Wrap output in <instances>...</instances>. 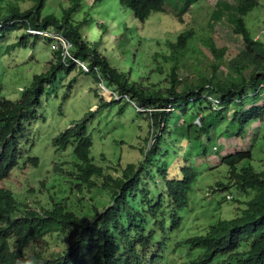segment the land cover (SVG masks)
Listing matches in <instances>:
<instances>
[{"label":"trees","instance_id":"obj_1","mask_svg":"<svg viewBox=\"0 0 264 264\" xmlns=\"http://www.w3.org/2000/svg\"><path fill=\"white\" fill-rule=\"evenodd\" d=\"M19 1L24 4L33 3V5L23 10ZM46 1L0 0V24L2 25L0 39L6 40L9 34L16 33L20 27L25 28L19 40L8 45L7 52H12L20 45L26 46V41L31 36V32L26 31L28 29L56 30L72 44L69 50L70 56H65L62 46L54 49L53 54L57 61L49 65L46 73L34 76L33 83L22 91L18 101L0 100V180L7 178L12 169L19 164L23 150H27V148L23 149L22 139L26 142L30 141L29 122L31 118H37L36 111L42 105L43 93L53 84L59 72H67L75 67L74 58L91 68L90 74L94 80L103 82L123 99L122 102L115 99L109 102L103 101L100 106L107 107L118 102L121 104L120 112H123L124 105L130 101L141 108L155 110L153 113L155 119L152 121L157 125L162 122L163 126L159 127V132L156 133L154 146L157 139H161L166 133L167 118H171L172 128L175 130L181 125L184 126L181 133L173 131L170 137L171 143L178 145L183 160L180 161V167L176 170V176H168L171 161H168L165 156L170 152L178 153L179 151L173 147L172 151L161 147L158 154H155L156 150L152 151L151 155L155 154V156L151 157L150 162L153 168L158 166V172L166 183V189L155 197L152 196L146 184H142L144 180H147L140 176L142 174L140 170L144 169V166H140V169L134 163H129L123 169L121 177L113 178L105 174L104 169L95 164L91 156L93 139L89 132V122L95 112L90 111L86 117L75 121L72 127L66 128L53 138V145L59 151L66 150L71 144L74 145L73 154L76 158L74 168L71 171L58 170L67 172L71 178L75 179L73 184L79 192L83 193L85 189H88L92 195V191L102 193L103 190L110 189L112 191L110 199L105 202L100 199L86 209L81 208L84 210L67 208V204L63 201L51 199L57 203H54L52 207L45 206L46 203H43L41 216L29 206L30 204H26L25 211L22 213L23 219L13 220L11 214L14 210L17 212L18 200L10 189L1 188L0 200L2 199L4 205L2 216L7 221L6 228L12 230L16 225L20 229L27 223L29 228L41 238L54 233L63 234L64 238H69L70 234L80 238L81 242L77 239L70 240L69 245L60 252L51 251L46 258H37L41 264H88V256L91 257L92 264H146L143 256L148 257V247L151 249L154 246L153 241L159 244L158 249L154 250L155 264H159V260L165 257L164 252L168 248H172L176 259L181 264H212L213 260L222 256L228 258L219 264H231L232 260L233 264H264V164L256 165L252 147L221 154L223 152L221 146L210 142L214 135L218 138L224 135L231 136L236 132L235 134L244 136V128L250 125L252 120L264 119V107L242 110L244 107L242 105L240 111L235 109L234 114L229 112L234 106H240L236 102L238 99L244 102L257 99L258 95L254 92L259 85L264 84V55L257 52V45L264 43L253 39L244 21V16L259 5L258 1L238 0L234 5H230L227 1H215L218 7L226 6V9L230 10L232 15L230 18L235 23L233 32L240 36L243 42V47L236 59L224 65L227 49L219 48L212 39L205 38L202 43L209 48L213 57L210 63H206L207 69L196 66L194 75L180 76L177 72L178 64L184 61L183 52L196 33L194 29H189L179 33L175 41L168 39L166 43L169 49L166 54L157 52L154 55L155 58L162 56L163 60L173 63L172 73L169 74L166 84L161 77H157L158 81L152 80L153 77H150L152 75H149L148 79L137 78L141 74L138 68L124 71L120 65H113L114 60L105 53L112 39L110 35L114 34L110 23L111 17L106 13L110 10L108 5H105L104 10L98 12L96 16L91 9L87 11L83 9L84 1L88 3L89 0H68L69 4L62 9L60 16L53 12L43 16ZM93 1L88 4L94 6L96 3ZM119 1L123 5L126 17L124 20L116 17L118 32L122 31V33L116 34L115 39L121 42L126 50H128L126 45L130 44L132 37V25L129 18L143 24L154 13L171 14L167 10L169 5L180 11L179 16L180 13H185L189 6L201 9L200 0ZM128 11L132 13L131 17H128L130 14ZM214 12L219 13L217 10ZM218 13H213V17H218ZM179 20L183 22L181 16ZM208 25L214 27L211 22H208ZM91 30L100 33H98V39L91 36ZM44 38L52 42L51 38ZM120 60V64L126 63V60L122 58ZM132 66L136 67L135 63H132ZM221 66L234 69L241 78L232 80L219 76L218 71ZM156 71L158 75L163 74L162 67H157ZM162 83L166 86L161 87ZM263 91L264 87L261 92ZM209 97L218 99L224 110L214 109ZM191 108H194L193 111ZM190 112L194 115L188 120L186 117ZM196 114L201 121L200 124L193 123ZM224 116L230 117V121L224 123L226 126L224 132H214ZM232 127L233 132H231ZM203 137L207 139L205 145ZM185 138H188L189 142L187 149L183 147ZM28 144L31 146L29 142ZM215 153L221 156H219L218 165L214 166L207 158ZM159 156L162 158L160 163H158ZM201 156H204L205 161L196 164V159ZM28 161L37 165L39 158L33 156ZM204 163L205 165L208 163L206 168L209 170L220 167L228 174L226 180L215 182V190L226 192L234 187L246 198L240 200L234 196V193L231 194L232 199L238 202L237 210L239 211L235 217L220 220L201 234L169 242L167 233L180 229L183 222L182 216L177 211L189 206V189H192L196 182L195 167L203 166ZM97 178L105 179L103 186H99ZM41 185L46 187V182L41 180ZM159 210L170 214L171 225L168 230L166 222L158 219ZM86 218H92L94 223ZM1 236L7 240L3 234ZM19 249L22 250V248ZM18 256L17 251L11 253L9 261L17 259ZM32 263H35V257L32 258Z\"/></svg>","mask_w":264,"mask_h":264},{"label":"rangeland","instance_id":"obj_2","mask_svg":"<svg viewBox=\"0 0 264 264\" xmlns=\"http://www.w3.org/2000/svg\"><path fill=\"white\" fill-rule=\"evenodd\" d=\"M92 1L89 0L90 3ZM215 1L200 0V10L194 8L196 6H189L185 13H180L183 22L179 20L180 16L178 14L180 11L178 12V9L171 5L167 7L171 14L154 13L143 24L129 18L132 25V37L130 44L126 45L128 50L121 42L115 39L116 34L122 33V31L118 32L116 17L118 16L119 20H124L126 17L123 5L119 0L98 2L94 0L93 3H96L94 6H90L89 2L86 3L84 1L83 9L85 11L91 9V12L97 16L98 12L103 11L105 5H108L110 10L106 13L111 17V28L115 35L113 33L110 35L112 39L105 53L114 60L112 61L113 65H120L124 71L138 68L141 74L137 78L148 79L149 75H152L150 76L153 77L152 80L158 81L157 77H161L166 84L168 83L169 74L172 73L171 67L173 63L163 60L162 56L155 58L154 55L157 52L166 54L169 49H167L168 44L166 41L168 39L175 41L178 34L182 31L194 29L196 34L194 39L188 42L187 48L184 50L185 53L183 52L184 61L178 64L177 72L180 76L194 75L197 69L196 66L207 69L206 63H210L213 57L209 48L205 43H202L205 38L212 39L217 47H225L227 49L223 65L232 59H236L239 55L243 42L241 37L233 32L235 23L230 18V16L232 17L230 10L226 9V6L218 7ZM220 1H227L230 5H234L238 0ZM256 1H258L259 5L244 16V21L253 39L264 43V0ZM19 2L23 10L33 5V3L25 2L26 4H24L22 1ZM68 4V0H47L42 15L45 16L47 13L53 12L60 16L62 9L66 8ZM102 4L103 6H101ZM215 10L219 11V13L214 12ZM129 13L128 17H131L132 13ZM213 13H218V17L214 18ZM208 22L213 23L214 27L208 25ZM24 29L20 27L16 33L9 34L6 40L0 39V100L18 101L21 98L22 91L33 83L34 76L46 73L49 65L57 61L56 56L53 54L54 49L59 46L65 47L61 40L66 39L56 30H49L51 33H45H48L50 37L57 36V39L61 42H54L53 40L51 42L44 38V34H42L43 36H36V34L33 36L37 32L32 33L28 29L26 31L31 32V36L26 41V46L20 45L12 52H7L6 48L8 45L16 43V40L18 41L23 34ZM98 33L96 30H91L90 32L91 36H95L97 39L100 34ZM257 52L264 55V44L257 45ZM121 58L126 60V63L120 64ZM74 63L75 67L67 72H59L53 84L43 93L42 105L36 111L37 118H31L29 122L31 125L29 126L31 129L30 152L29 150H23L19 164L11 171L7 179L0 182V188H9L19 200L28 202H31L36 197H40L39 199L42 202H47L50 199L59 200L64 197L67 204L75 210H80L82 207L86 209L90 204L100 199H103L104 202L110 199L112 194L110 189L107 191L103 190L102 193L92 191V195L88 189H85L80 194H77L78 191L75 186L71 190L75 179L64 171H71L74 168L76 160L73 154L74 145H69L64 151H59L53 145V138L66 128L72 127L75 121H80L86 117L90 111H94V116L89 122V132L93 139L91 148L93 162L101 166L105 174H109L113 178L121 177L123 169L129 163H134L136 167L144 166V169L140 167L142 173L140 176L147 178V180H144L142 184H146L153 197L159 196L166 189V183L158 172V166L153 168L150 162L151 157L155 156L156 153L158 154L161 147L164 150L172 151L175 148L179 151L178 145H173L170 137L173 131L181 133L184 126L181 125L175 130V128H172L171 118H167L166 133L161 139H157V143L154 146L153 142L155 141L156 133L159 132L158 129L162 126V122L160 123L161 126H158L159 124L157 125L152 121L155 119V114H153L155 110L141 108L129 101L124 105L123 112H120L121 104L118 102L123 101L122 97L118 93L117 95L116 91L112 94L113 90L110 88H108L109 91L102 88V82H97L90 74L91 68L90 72L81 71L83 67H81L80 63L76 60H74ZM132 63H135L136 67L132 66ZM157 67L163 68V74L158 75ZM218 72L219 76L227 79L237 80L241 78L239 74L235 73L234 69L227 66H221ZM164 86L166 85L162 83L161 87ZM114 99L118 102L107 107L100 106L103 101L109 102ZM251 104H254V106L258 104L257 108H262L264 107V98ZM238 106L236 105L229 110L230 114H234ZM193 109L191 108L192 111ZM243 109H246V107L244 106ZM248 110H253V108H248ZM188 114L186 119L190 120L194 114L192 112ZM158 120L160 121V117ZM227 121H230V117L224 116L214 132H224L226 128L224 123ZM200 122L196 114L193 123L200 124ZM231 130L233 132V127ZM235 133L231 136H219L221 138H217V135H214L210 142L221 146L223 151L221 154L252 147L256 165H263L264 119L252 120L251 124L244 128V136H239ZM187 139H183L184 149L189 148ZM206 141V137H203L204 145ZM151 148L153 149L151 150ZM154 150H156L155 154L151 155ZM29 155L38 156L39 163L34 165L28 162ZM219 156L221 155L217 153L211 154L207 160L215 166L220 161ZM165 157L168 161H171L169 163L168 176H176V170L180 167V159L183 160V157L180 156V151L178 153L170 152ZM158 159V163H160L162 158L159 156ZM196 160V164L203 163L205 158L201 156ZM207 165L208 163L206 165L204 163L203 166L195 167L196 182L192 189H189V206L177 211L182 216L183 222L180 229L167 233L169 242L201 234L212 224L235 217L239 211L237 210L238 202L233 199L227 200L225 197L227 194L233 195L234 193V196L240 200L246 198L245 195L236 191L234 187L226 192L215 190V182L226 180L228 174L225 169L220 167L209 170L206 168ZM225 168L228 169V167ZM58 169H64V171ZM41 180L46 181L47 188L42 189V186H40ZM97 180L99 186H103L105 179L97 178ZM158 212V219L166 222L168 230L171 225L170 214L163 212V210ZM55 236L58 237L57 235ZM49 240L53 244L56 242L51 237ZM225 258L223 257V259Z\"/></svg>","mask_w":264,"mask_h":264},{"label":"clouds","instance_id":"obj_3","mask_svg":"<svg viewBox=\"0 0 264 264\" xmlns=\"http://www.w3.org/2000/svg\"><path fill=\"white\" fill-rule=\"evenodd\" d=\"M1 26L2 25L0 24V27ZM30 31L33 33V32H35L37 30H30ZM40 32H49V30H47V31H38L37 33H34V34H36L38 36H43ZM44 37H48V36H44ZM66 55L67 54H65V56ZM71 58L73 59V57H71ZM74 60H75V58H74ZM76 60L82 62L79 59H76ZM102 85L105 87V90L107 89L106 91H109L108 87L103 82H102ZM262 87H264V84L259 85L257 87V90L254 92V94L258 95L257 99L248 100L246 102H244V100H242V99H238V100H236V102L239 103L240 105H242V103H245L243 105L246 107V110H248V108H251V107L253 109H255V107H257L258 104H256V106H254V104H251V103H255V102L261 100L262 98H264V91L261 92L262 91ZM112 94H114V91H112ZM262 95H263V97H262ZM209 98H211L212 105H213L214 109L221 110V111L224 110L223 106L218 101V99H216L214 97H209ZM241 107H243V106H241ZM241 107L239 106L237 108V110L240 111ZM243 108H242V110H244ZM162 126H163V123H162ZM22 140L25 143V146L23 145V149L27 148V150H29V152H30L31 146L28 144L29 141L26 142L24 139H22ZM154 143H155V141L153 142V144ZM33 156L34 155H29V158L33 157ZM35 157H38V156H35ZM29 158H28V160H29ZM180 161H181V159H180ZM10 174H11V172H10ZM8 176H7V178H8ZM1 181H3V180H0V182ZM72 185H73V187H71V190L75 186L73 183H72ZM41 186H42V189H45V188H47V183H46V187L43 186V185H41ZM1 188H3V187H1ZM5 189H7V188H5ZM80 193L81 192H79V191L77 192V194H80ZM226 197H227L228 200H230V199L232 200V195L231 194H227ZM39 198L40 197H36L31 202H28L26 200L25 201L19 200L17 198V200H18V202H17V205H18L17 212H15V210H14V212L11 214L13 220L23 219L22 213H23V211H25L24 209H25L26 204H30L29 206L34 208L37 211V213L40 214V216H41V206H42L43 203H46L45 206L49 205V207L50 206L52 207L54 205V203H57L56 201H58V202L63 201L64 203L67 204V202L65 201L64 197L59 199V200H56V201H53V200L50 199L47 202H42L41 199H39ZM69 207L70 206L67 204V208H69ZM3 209H4V205H3V201L1 199L0 200V234L1 235L3 234L5 237H7V240H5V238L0 235V239H1V242H0V264H41L37 260V258L38 259H44V258H46L49 255L48 252H51V251L60 252L67 245H69V241L72 240V239H77L79 242H81L79 237H74L71 234H70L69 238H64V235L63 234L60 235V233H54L52 235L46 236L45 238H41V237L38 236L37 233H35L34 231H32L29 228V225L27 223L20 229H18L17 226L15 225L14 229L9 230L8 228H6V226L8 225L7 221L2 216V210ZM5 216H6V214H5ZM86 219L89 220V221H92L94 223L92 218H86ZM1 229H3V231ZM55 235H57L58 237H56ZM50 237L56 240L55 244H53L49 240ZM153 245L154 246L151 249L148 247V249H149L148 254L149 255H148L147 258H145L142 255L143 258H144V261L146 262V264H155L154 250L158 249L159 244L156 241H153ZM18 247L22 248V250L19 249ZM15 251H17L19 253V256L17 257V259H15L13 261H9V257L11 255V253H13ZM140 253H141V250H140ZM152 253H153V256H151ZM164 253H165V257L161 258L159 260V264H181L180 261L178 259H176L175 253L173 252L172 248L166 249ZM33 257H35V263H32V258ZM223 257H226V258L223 259ZM227 258H228L227 256L218 257L215 260H213L212 264H219L220 262L222 263ZM88 259H89V263L88 264H92L91 257L88 256ZM232 262H233V260H232ZM232 262H231V264H233Z\"/></svg>","mask_w":264,"mask_h":264},{"label":"built area","instance_id":"obj_4","mask_svg":"<svg viewBox=\"0 0 264 264\" xmlns=\"http://www.w3.org/2000/svg\"><path fill=\"white\" fill-rule=\"evenodd\" d=\"M35 32H38V31H35ZM41 34H44L45 36H48V37H50L49 35H48V33H45V32H40ZM49 33H51V32H49ZM53 34V33H52ZM58 36H61L60 34H57ZM62 37V36H61ZM50 38H52V40L54 41V42H61L62 41V43L64 44V48H65V54H67V55H69V50L72 48V44H71V42L70 41H68L66 38V40H59V39H57V36H53V37H50ZM64 38V37H63ZM54 44V46H56V44L55 43H53ZM70 56V55H69ZM76 60V59H75ZM76 61H78V60H76ZM79 63H80V65H81V67H83V69L85 70V71H87V72H89L90 71V68L89 67H87V65L84 63V62H80V61H78ZM101 85V84H100ZM101 87L102 88H104L105 89V87L103 86V85H101ZM215 102V101H214Z\"/></svg>","mask_w":264,"mask_h":264}]
</instances>
